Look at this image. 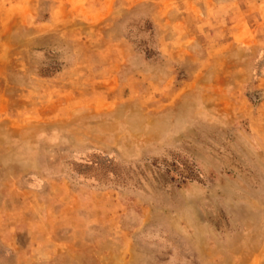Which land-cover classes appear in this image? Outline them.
I'll list each match as a JSON object with an SVG mask.
<instances>
[{"label":"rangeland","instance_id":"374dc122","mask_svg":"<svg viewBox=\"0 0 264 264\" xmlns=\"http://www.w3.org/2000/svg\"><path fill=\"white\" fill-rule=\"evenodd\" d=\"M0 264H264V0H0Z\"/></svg>","mask_w":264,"mask_h":264}]
</instances>
